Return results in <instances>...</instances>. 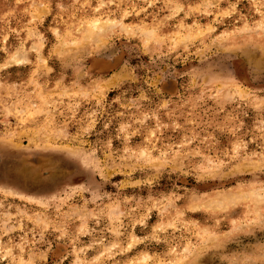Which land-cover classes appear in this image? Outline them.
I'll return each instance as SVG.
<instances>
[{"label":"rangeland","instance_id":"374dc122","mask_svg":"<svg viewBox=\"0 0 264 264\" xmlns=\"http://www.w3.org/2000/svg\"><path fill=\"white\" fill-rule=\"evenodd\" d=\"M0 264H264V0H0Z\"/></svg>","mask_w":264,"mask_h":264}]
</instances>
